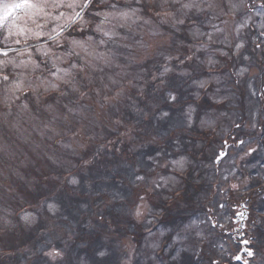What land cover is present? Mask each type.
Instances as JSON below:
<instances>
[{"label":"rangeland","instance_id":"rangeland-1","mask_svg":"<svg viewBox=\"0 0 264 264\" xmlns=\"http://www.w3.org/2000/svg\"><path fill=\"white\" fill-rule=\"evenodd\" d=\"M134 1L138 6L121 8L111 5L110 9L92 13L97 20L92 24L90 33L76 38H60L57 46L65 45V48L55 50L42 38L51 39L57 33L64 34L70 26H75L76 32L80 31L83 27L79 24L81 17L76 14L81 13L84 0H27L29 6L19 8L11 6L24 0H0L1 227L11 229L8 226L13 225V208L22 204V193L16 191L15 187L9 189L7 186L10 180L24 185V189L31 194L45 186L41 177L48 172H54L56 168L66 171L72 167L71 157L87 153L102 136V128L97 123H108L112 118L106 112L107 108H121L130 99L131 89L144 87L137 82L147 74L149 67L156 64L155 59L167 62L162 73H187L186 68L178 70L174 67L178 63V51L184 48L188 50V61L209 67L217 62L220 65L221 61L216 56L228 51L242 60L251 59L254 54L248 58V54L243 53V48L250 41L252 48L256 44L264 47V0L262 4L253 6L248 4L251 0ZM144 6L159 9L150 10L157 12L155 19L144 16L141 12ZM201 14H204V20H201ZM158 20V23L155 22ZM189 20H195L200 25H189ZM123 29L127 31L123 32ZM255 54L260 56V51ZM38 57L45 59L46 63ZM228 65L223 68L229 71L204 77L197 83L207 85L210 84L209 80L213 81L217 89L213 94L214 99L229 98L228 104L246 111L252 122H246L243 128L235 131L245 136L255 131L256 137L262 135L264 138V133H260L264 132V110L259 112L256 106L248 107L257 102L253 79L254 75L259 74L258 66L239 64L230 73ZM210 69L214 68H207L208 71ZM231 74L236 76L235 82ZM155 75L153 73L152 78ZM4 76L8 79L5 80ZM63 85L69 87L65 91L67 97L64 102L59 99L42 101L43 94H49ZM78 98L81 100L73 103ZM131 104L135 106L136 101L133 100ZM228 116L227 111L211 112L202 117L198 126L216 127L223 117ZM115 123L121 125L119 121ZM69 131L75 132L70 134ZM223 139L229 141L227 133ZM237 139L228 144L227 149L225 145L218 144L217 152L212 157V167L207 165L210 162H204L210 181V200L205 204L206 210L174 230L166 251L175 249L176 254V249L185 246L192 254L198 253L204 259L200 264H210V259L215 256L225 259L227 254L237 255L239 250L232 245L231 234L224 236L220 229L229 231L233 228L235 213L241 212L237 207L239 194L246 197L243 202L249 210L243 229L250 232L252 237L264 232V219L261 218L264 193H254L258 190L249 189L252 174L259 173L264 181V174L259 172L260 166H263L264 144L259 145L256 139L244 137V144L233 145ZM110 143L119 145L116 139H111ZM219 149L220 153L226 149L227 154L215 162ZM86 159L87 165L92 163L90 158ZM185 166L186 160L183 158L162 159L159 171L147 181L148 199H154V191L158 187L177 186L178 178H185ZM167 168L176 173L162 172ZM137 206H140L142 213L139 217L135 215ZM46 208L53 212L57 205L48 202ZM131 212L138 223L149 222V227L156 224V214L152 213L149 201L138 200ZM250 212H253V222ZM34 220L35 215L24 210L14 224L20 222L29 226ZM255 222L262 224L259 223L258 227ZM166 231L159 228L143 237L139 252L144 256L141 258L133 256L137 253V242L125 238L122 245L129 253L130 264L143 260L150 264L164 263V257L155 262V255L160 253L158 249ZM201 237L203 239L195 244L196 239ZM255 241L262 251H254L246 264H261L264 257V243L259 239ZM47 253L51 261L62 257L54 247L49 248ZM172 257L175 258V255Z\"/></svg>","mask_w":264,"mask_h":264},{"label":"trees","instance_id":"trees-1","mask_svg":"<svg viewBox=\"0 0 264 264\" xmlns=\"http://www.w3.org/2000/svg\"><path fill=\"white\" fill-rule=\"evenodd\" d=\"M135 4L138 6L134 0H90L80 16L79 24L83 26L80 31L76 32V27L71 26L64 34L61 33L47 43L55 50L65 48V45L57 46L58 39L76 38L90 33L92 24L97 20L92 13L110 9L111 5L122 8ZM82 5L83 3L79 6ZM150 10L159 9L144 6L141 12L144 16L155 19L157 12ZM200 17L201 20L205 19L204 14ZM82 21L85 23L82 24ZM155 22L158 23L159 20ZM193 23L200 25L195 20H189V25ZM126 31L123 29V32ZM252 44L250 41L243 48V53L246 52L248 58L254 54L251 59L242 60L228 51L224 55L216 56V59L221 61L220 65L217 62L209 67L188 61V50L184 48L178 51L179 59L174 67L178 70L186 68L187 73H162V68L167 62L155 59L156 64L149 67L147 74L137 82L144 87L131 89L130 99L127 103L124 102L121 108H107L106 112L112 115V118L108 123H97L102 128V136L87 153L71 157L74 164L72 167L66 171L56 168V171L48 172L41 177L45 186L36 192L32 191L31 194L28 189H24V185L10 180L7 186L9 189L15 187L16 191L22 193V204L13 208V225L8 226L11 229L0 226V264H130L129 253L123 247L122 241L127 237L135 240L137 253L133 256L141 258L144 255L139 252L140 244L149 227V222L138 223L131 214L133 205L141 200V197L150 202L152 213L156 214L154 229H167L162 241L166 239L170 242L175 229H180L185 221L206 210L205 204L210 200L207 165L212 167V157L217 152L218 144H223L224 134L227 133L229 139H242L241 145L245 143L244 137L256 139L259 145L264 144L263 136L256 137L255 131L246 133V136L235 131L243 128L246 122H252L245 110L228 104L229 98L214 99L213 94L217 89L213 81L209 80L210 84L203 87L197 83L204 77L224 73L228 69L223 66L227 64L230 73L231 69L237 68L239 64L257 65L259 74L254 75L253 79L257 102L248 107L256 106L259 112L263 111L264 47L256 44L252 48ZM257 51H260V56L255 54ZM42 62L46 63V60L42 59ZM207 68L214 69L208 71ZM153 73H156L154 78ZM231 76L235 82L236 76ZM68 88V85H63L49 94H43L42 101L59 99L64 102ZM79 100L81 99L78 98L73 103ZM133 100L136 101L135 106L131 104ZM222 111L229 112V116L223 117L216 127L198 126L203 116ZM114 121H119L121 125L117 126ZM72 132L75 131H69L70 134ZM111 139L118 140L119 145L111 144ZM86 157L91 159V164L85 163ZM164 158L185 159V178L179 177L175 187H158L154 191L155 194H152L154 199L150 200L146 195L149 193L147 181L159 171V162ZM206 161L210 163L204 164ZM261 162L263 166H260L262 168L259 172L264 174V158ZM162 172L176 173L169 168L163 169ZM255 176L258 178L254 179ZM249 189L258 190L254 193H264V181L259 173L252 174ZM205 191V197L200 199ZM178 192L180 195L176 199L168 201L170 196ZM239 196L243 198L242 194ZM48 202L57 205L55 211L47 210ZM24 210L35 215L34 222L29 226L20 222L14 224ZM161 212L163 216L159 220L158 215ZM250 214L253 222V212ZM261 216L264 219V213H261ZM255 223L258 227L259 223L262 224ZM215 227L219 228L217 225ZM220 230L225 236V231ZM202 239H196L195 243ZM255 239L264 243V232L261 231L250 239L253 251H262L257 248ZM51 247L62 257L51 261L47 253ZM189 253L186 248L181 249L179 261L174 262L170 258L172 250L165 252L162 249L159 254H154L155 262L162 257L167 261L161 264H200L204 261L200 255ZM209 263L239 264L231 254H227L225 259L215 256ZM138 264L150 263L143 260ZM261 264H264V257Z\"/></svg>","mask_w":264,"mask_h":264},{"label":"flooded vegetation","instance_id":"flooded-vegetation-1","mask_svg":"<svg viewBox=\"0 0 264 264\" xmlns=\"http://www.w3.org/2000/svg\"><path fill=\"white\" fill-rule=\"evenodd\" d=\"M240 204H241V207H244V203L239 202V207H240ZM245 208H247L246 205H245ZM240 210H241L240 213H239V212H236V213H235L234 222H235V219H237V220L239 219V220H238V222H235V223H236V226H234L233 234L231 233L232 236H233V238L239 243V244H237L238 247H241V242H243V241H246V244H247V239H245L244 234H242V232H241V231L239 230V228H238L241 219H243L244 222H245V220H246V218H247V217L244 216V214H243L244 209H243V208H240ZM242 226H243V225H242ZM238 261L241 262L242 260H238ZM242 262H244V261H242Z\"/></svg>","mask_w":264,"mask_h":264},{"label":"snow or ice","instance_id":"snow-or-ice-1","mask_svg":"<svg viewBox=\"0 0 264 264\" xmlns=\"http://www.w3.org/2000/svg\"><path fill=\"white\" fill-rule=\"evenodd\" d=\"M90 3V0H84V5H83V7H87V5ZM27 6H29L28 5V2H27V0H24V2L23 3H21V4H14V5H12L11 7L12 8H19V7H27ZM185 7H191V5H184ZM77 16H79L80 14L79 13H77L76 14ZM180 23H183V21H180ZM106 35H107V33H105ZM165 71H168L167 69H165ZM4 79L5 80H7L8 79V77L7 76H4ZM201 86H203V82H201ZM173 99H174V97H173ZM138 179H143V177H138ZM141 200H143V197H141ZM141 211H140V206H137V209H136V212H135V215L137 216V217H139V216H141ZM216 225H213V227H215ZM59 253H50V255H58ZM249 255L251 256V255H253V253L252 252H249Z\"/></svg>","mask_w":264,"mask_h":264},{"label":"water","instance_id":"water-1","mask_svg":"<svg viewBox=\"0 0 264 264\" xmlns=\"http://www.w3.org/2000/svg\"><path fill=\"white\" fill-rule=\"evenodd\" d=\"M242 252L249 253V250L246 248H243V250L240 252V255L242 254Z\"/></svg>","mask_w":264,"mask_h":264}]
</instances>
